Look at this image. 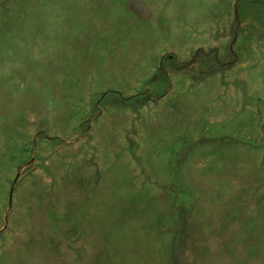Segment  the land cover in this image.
Here are the masks:
<instances>
[{
    "label": "rangeland",
    "instance_id": "rangeland-1",
    "mask_svg": "<svg viewBox=\"0 0 264 264\" xmlns=\"http://www.w3.org/2000/svg\"><path fill=\"white\" fill-rule=\"evenodd\" d=\"M0 264H264V0H0Z\"/></svg>",
    "mask_w": 264,
    "mask_h": 264
}]
</instances>
